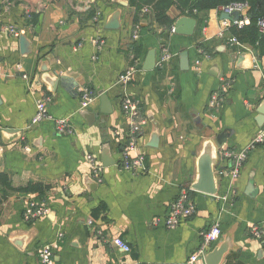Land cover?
I'll return each mask as SVG.
<instances>
[{
  "label": "crops",
  "instance_id": "1",
  "mask_svg": "<svg viewBox=\"0 0 264 264\" xmlns=\"http://www.w3.org/2000/svg\"><path fill=\"white\" fill-rule=\"evenodd\" d=\"M144 8L135 22L130 0H0V264H39L45 243L57 246L56 264H188L214 223L222 236L210 251L225 246L218 264H264V240L253 234L254 226L264 229V145L250 147L264 126V56L231 44L234 22L222 19L220 9L191 16L197 24L187 35L160 27ZM116 11L120 28L107 29ZM171 14L181 17L175 7ZM162 45L174 55L161 66ZM200 45L210 57L196 69ZM152 49L156 66L146 70ZM183 51L189 69L181 68ZM132 56L139 69L120 84ZM84 88L98 95L86 109ZM214 93L221 99L213 106ZM102 95L110 99V114L102 111ZM123 95L139 101L146 122L132 152L144 156L143 169L122 168L112 133L128 129ZM40 100L52 117L67 118L72 132L59 133L52 119L29 128ZM107 143L116 163L105 167ZM208 147L216 195L192 188ZM243 150L248 156L233 177L235 162L226 154ZM88 155L102 164V182ZM34 183L46 185L45 194L26 190ZM185 190L195 212L169 227L171 205ZM43 201L48 214L28 218L27 205Z\"/></svg>",
  "mask_w": 264,
  "mask_h": 264
},
{
  "label": "built area",
  "instance_id": "2",
  "mask_svg": "<svg viewBox=\"0 0 264 264\" xmlns=\"http://www.w3.org/2000/svg\"><path fill=\"white\" fill-rule=\"evenodd\" d=\"M145 11L149 8L145 7ZM220 10L223 12L233 13L238 11L242 17L234 22L238 26L242 27L246 24H250V17L248 16V5L245 2H232L228 5L222 6ZM260 32L264 34V19L259 21ZM174 32L172 27L171 29ZM223 34V33H222ZM140 36L139 28H136L133 32L132 39L136 41ZM230 42L232 45L243 47L244 44L240 43L236 37H230ZM199 56L195 62L196 69L199 68L202 58L210 57V54L203 51L202 48H198ZM174 54L170 52L166 45H162L160 57L158 59L159 65H164L168 62ZM134 58V56H132ZM139 69V62L137 58H134L133 63L128 67V69L120 74L118 82L120 84H127L134 79L136 72ZM81 101L80 105L83 109L91 107L98 95L89 88H84L81 90ZM221 96L219 93H214L212 95V105L214 106ZM123 116L127 120L128 129L127 131H122L120 128L113 130V136L118 138L119 145L121 149V166L123 169L127 170H138L145 168L144 156L142 154L132 155V152L137 149L138 141L143 134L145 119L141 114V108L139 101L130 95H123L121 100ZM52 119L55 123V128L59 133H70L72 132V127L67 118H54L50 115L45 100L38 101L37 110L33 116L29 128L33 127L40 122ZM264 145V126L261 127L256 133L252 140L251 148ZM27 148V147H26ZM28 149V148H27ZM228 157H232L235 162V166L232 170L233 177H237L240 174V169L243 161L247 158V150L232 153L227 152ZM88 160L92 165L93 174L97 177L98 182H102V164L93 156L88 155ZM195 202L192 200L188 191L181 192L180 196L171 205L170 211L166 218V224L169 227H175L183 219L190 217L195 212ZM49 212V206L47 202H31L26 207V216L30 219H37L46 216ZM253 234L264 240V229H260L257 226L253 227ZM222 230L220 224L214 223L210 226L204 233L203 239L200 247L196 252H194L190 258L188 264H207L206 256L210 252V249L221 239ZM115 244L122 248V250L129 252L130 246L121 238L115 239ZM57 246L45 243L38 248L37 254L39 259V264H56Z\"/></svg>",
  "mask_w": 264,
  "mask_h": 264
},
{
  "label": "trees",
  "instance_id": "3",
  "mask_svg": "<svg viewBox=\"0 0 264 264\" xmlns=\"http://www.w3.org/2000/svg\"><path fill=\"white\" fill-rule=\"evenodd\" d=\"M131 5L136 7L135 22L139 20V14L144 7L153 11L155 22L165 29H172L176 16H172L171 8L178 9L180 15L198 17L199 13L212 9H220L232 2H245L248 5L250 24L242 27L233 23L228 28L230 37L245 45H250L254 53L264 56V34L260 32L259 21L264 19V0H130ZM229 37V38H230ZM204 52L210 54L206 46L200 45ZM48 187L41 183L29 184L28 191H37L42 196Z\"/></svg>",
  "mask_w": 264,
  "mask_h": 264
},
{
  "label": "water",
  "instance_id": "4",
  "mask_svg": "<svg viewBox=\"0 0 264 264\" xmlns=\"http://www.w3.org/2000/svg\"><path fill=\"white\" fill-rule=\"evenodd\" d=\"M241 17L242 16L238 11H234L233 13H228V12L223 11L221 13L222 19L231 20L233 22H236ZM196 24H197V20L194 17L184 15V16L179 17L175 21L173 25V29H174V32L177 34L189 35L194 32ZM106 28L107 29L120 28V12L119 11H116L111 16L108 24H106ZM21 49H22V53L29 52V42L24 36L21 37ZM155 66H156V50L152 49L148 53V56L145 60L144 69L151 70L155 68ZM189 67H190V61L188 58V53L186 51H183L181 55V68L189 69ZM102 111L105 114H110L113 111L112 104L107 95H102ZM259 112L261 113L260 119L264 120V108H261ZM218 139H219V142L222 143L224 139V135H220ZM150 146H153V147L158 146L157 136L153 137L152 141L150 142ZM115 163L116 162L111 155L110 145L107 143L104 146L102 164L103 166L107 167ZM214 163H215V155L213 154V147L212 148L208 147L204 150L201 157L199 158V163H198L199 178H198V181L195 182L192 186L194 190L207 193L210 195L217 194L218 189H217L216 182H215L216 179H215ZM224 253H225L224 245L215 247L206 256L207 264H218V262L222 259Z\"/></svg>",
  "mask_w": 264,
  "mask_h": 264
}]
</instances>
